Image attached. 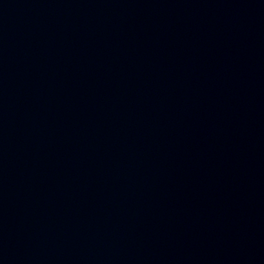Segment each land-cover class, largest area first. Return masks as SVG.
Listing matches in <instances>:
<instances>
[{
    "label": "water",
    "instance_id": "1",
    "mask_svg": "<svg viewBox=\"0 0 264 264\" xmlns=\"http://www.w3.org/2000/svg\"><path fill=\"white\" fill-rule=\"evenodd\" d=\"M0 264H264V0H0Z\"/></svg>",
    "mask_w": 264,
    "mask_h": 264
}]
</instances>
